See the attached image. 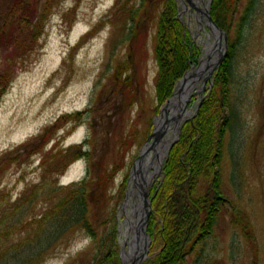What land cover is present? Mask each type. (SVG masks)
I'll return each mask as SVG.
<instances>
[{
	"label": "rangeland",
	"instance_id": "obj_1",
	"mask_svg": "<svg viewBox=\"0 0 264 264\" xmlns=\"http://www.w3.org/2000/svg\"><path fill=\"white\" fill-rule=\"evenodd\" d=\"M149 1L143 4V0H0V34L3 33L0 71L13 72L0 103V211L6 210L16 219L22 213L17 208L19 200L33 187L67 186L87 176L95 182L99 175L117 167L119 170L107 190L105 212L94 220L100 233L105 227L108 231L116 225L120 252L129 249L122 243L125 220L122 208L135 182V169L147 146L154 142L161 109L178 88L176 85L157 113L155 33L162 0ZM176 1L177 18L201 47V60L206 52L202 39L209 40L211 31L205 23L204 30L200 29L198 12L191 3L186 2L184 7L181 0ZM250 1L237 0L232 31L230 35L223 31L227 58L229 40H237V27L245 16L235 49L231 86V102L238 123L226 137L222 174L221 193L227 206L212 236L189 256L188 264H264V0H255L253 8L245 13ZM208 2L204 0L201 5L204 11ZM135 9L140 14L135 28L141 29L140 33L135 30L133 40L128 41ZM40 21L44 34L25 51L24 42ZM221 42L224 44L223 36ZM121 69L125 72L123 77L132 75L130 88L116 81V72ZM215 73L210 78L206 75L201 97L195 94L197 88L193 92L188 106L194 112L187 121L201 98L208 95ZM77 112L82 118L75 129L72 130L75 123H59L48 144L32 151L34 143L61 116ZM169 129L166 128L163 138L168 135L173 139V131ZM45 139H49L47 134ZM72 145H81L89 156L65 167L68 157L59 155V150ZM169 153H164L161 168L152 181L149 215L154 197L151 190L163 182ZM149 155L158 162L155 150ZM150 171L155 172L152 168ZM122 184L123 198L119 201ZM136 196L137 192L134 199L138 201ZM30 207L29 216H36L47 204L37 200ZM235 208L250 223L253 242L249 243L234 224L236 216L230 210ZM112 211L116 213L115 221L105 226L106 216ZM149 228L150 219L149 258L145 262L160 245H155L156 236ZM93 246L84 233L75 230L45 257L46 264H87L94 256Z\"/></svg>",
	"mask_w": 264,
	"mask_h": 264
},
{
	"label": "trees",
	"instance_id": "obj_2",
	"mask_svg": "<svg viewBox=\"0 0 264 264\" xmlns=\"http://www.w3.org/2000/svg\"><path fill=\"white\" fill-rule=\"evenodd\" d=\"M147 2L150 1L143 0V4ZM254 4L255 0H251L245 13ZM237 9V0H212L210 15L218 27L230 35ZM177 15V1L162 0L155 33L157 113L172 96L177 83L192 66L198 65L202 54L201 47L194 42ZM139 16L138 9L131 14L128 41L133 40L134 32L140 33L141 28H135ZM244 19L245 16L237 27V40H229L228 56L216 71L213 85L197 115L182 125L180 139L171 148L166 160L163 182L151 190V197H154L149 229L156 236L155 245H160L155 255L144 264H188L189 256L212 236L218 218L224 214L227 199L221 193V187L227 153L226 137L238 123V115L231 102L233 62ZM43 26L42 21L35 25L30 38L27 37L24 42L25 51L44 34ZM123 72L122 69L117 70L116 81L130 88L132 75L123 77ZM12 79L11 70L0 71V103ZM130 102L132 104L133 99ZM81 116L79 112L61 116L34 143L32 151L48 144L50 137L57 133L59 123H75L72 130L75 129L77 123L81 122ZM46 134L48 140L45 139ZM59 155L68 157L67 167L88 157L89 152L84 151L81 145H72L60 149ZM118 170L115 167L99 175L95 182L87 176L67 186L55 184L41 188V185H37L19 200L20 206L17 208H21L22 213L16 219L8 211L1 210L0 264H46L45 257L75 230H80L94 244V256L87 264H122L116 225L108 231L105 227L104 232L100 233L95 223L105 212L107 190ZM123 188L122 184L119 201L123 198ZM37 200H43L47 208L39 215L29 216L30 206ZM25 206L29 208L24 210ZM92 211L98 214L93 215ZM230 211L236 216L234 224L244 232L249 243L253 242L254 233L250 223L244 219L241 211L236 208ZM115 215V211L108 213L104 225L115 221Z\"/></svg>",
	"mask_w": 264,
	"mask_h": 264
},
{
	"label": "bare ground",
	"instance_id": "obj_3",
	"mask_svg": "<svg viewBox=\"0 0 264 264\" xmlns=\"http://www.w3.org/2000/svg\"><path fill=\"white\" fill-rule=\"evenodd\" d=\"M181 2L184 7L186 6V2H189L192 4L193 8L197 10L198 14L196 17L200 24V29L204 30L203 26L205 25H203V23L208 26L207 20L204 19L203 10L205 8H202L201 6L204 4V0H181ZM215 33L216 32L213 31V33L209 35V40L202 39L203 43L205 44L206 52L202 58L201 67L196 68L187 74L182 86H178L172 99L167 105H165L164 110L166 114L165 117H163L164 122L168 128H170L169 130L173 131L174 136L177 134V126L183 121L187 120V118L190 117L194 112V108L190 109L188 106V103L192 100L193 92L197 88L198 90L195 92V94L201 97L205 86L204 82L206 80V75L209 73L208 70H210L215 63L220 48H223L224 50V44H222V42L216 38ZM199 34L200 32H198V35ZM169 113L171 114L168 115ZM162 121V117L157 120L154 142L147 146L144 152L145 155H143V160L135 169L133 177V181L135 182L132 184L129 190L128 199L122 208V212L125 213V220L122 227L124 240L122 243L124 246L127 245L129 248L124 249V256L127 264H130V261L133 259H135L136 263L143 259V255L140 253L144 250L146 241L148 242L150 239L149 236H147V231H142V199L147 185L152 182L154 178H156L158 173V162L156 159L151 158L149 152L151 150H155L157 154H161L163 157L165 153L164 147L166 146L169 139H172L166 135L165 137L168 139V141L167 139L165 141V137H162L160 133ZM151 168L154 169L155 172H151ZM135 192H137L136 197L138 198V201H135L134 199ZM135 239H137V241L135 242L136 245L134 246L133 241Z\"/></svg>",
	"mask_w": 264,
	"mask_h": 264
},
{
	"label": "water",
	"instance_id": "obj_4",
	"mask_svg": "<svg viewBox=\"0 0 264 264\" xmlns=\"http://www.w3.org/2000/svg\"><path fill=\"white\" fill-rule=\"evenodd\" d=\"M211 1L212 0H209L208 5L206 7V10L205 11L203 10V13H204V15H205V17L207 19L208 27H209L211 33H213V31H215L216 32L215 33L216 34V38L218 40H220V41H221L222 36L224 37V50H223V48H220V51H219V54H218V56H217V58L215 60V63L213 64L212 68L210 70H208L209 73H208V77L207 78H210L212 76V74L214 73V71H216L221 66V64H222V62H223V60H224V58L226 56V48H227V46H226V40H227L226 39V34L217 26V24L215 23V21L213 20V18L210 15L209 7H210V4H211ZM201 64H202V60L199 62V65H198L197 68H200ZM187 74H185V76L178 82V86H180V87L182 86L183 81L186 78ZM202 101H203V99H201V101L199 102L198 107H200ZM165 105H167V104H165ZM165 105L162 107L161 113H160V118L162 117V119H163L162 128H161V131H160L161 135H164L166 128H168V126L165 124L164 118H163V117H165V114H166L165 110H164ZM196 113H197V110L194 113V115L191 117V119L196 115ZM163 122H164V124H163ZM183 122L177 126V128H176V130H177L176 136H174L173 139L170 142H168L166 144V146L164 147L166 155H168V153H169L170 149L172 148V146L177 142ZM154 135H156V133H154ZM157 156H158V171H159L160 168H161V165L163 163L164 155L162 157L161 154H157ZM141 161H142V158H141L140 162ZM152 184H153V182H150L147 185V187H146V189L144 191V194H143V199H142V205H143V216H142V229L143 230L142 231L143 232L147 231V226H148L149 210L151 208L150 188H151ZM147 236H149L148 233H147ZM136 241H137V239H135L133 241V245L134 246L136 245L135 244ZM149 243H150V240L148 242L146 241L145 248L140 253L141 255H143V259L139 260L136 263L135 259L132 258L133 260L130 261V264H143V262H145L149 258ZM120 256H121L123 264H127L126 261H125L124 251L122 249H121V252H120Z\"/></svg>",
	"mask_w": 264,
	"mask_h": 264
}]
</instances>
